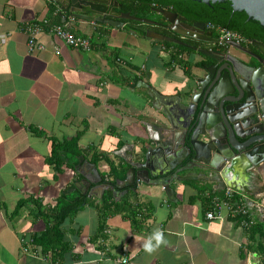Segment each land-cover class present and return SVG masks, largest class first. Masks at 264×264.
Segmentation results:
<instances>
[{"label":"crops","instance_id":"obj_1","mask_svg":"<svg viewBox=\"0 0 264 264\" xmlns=\"http://www.w3.org/2000/svg\"><path fill=\"white\" fill-rule=\"evenodd\" d=\"M59 12L50 0H0V264H125L124 256L126 264H264V240L258 243L255 235L259 211L249 205L256 221L249 227L226 206L221 218H207L222 188L205 181L199 169L177 174L187 179L171 182L173 198L154 182L167 173H153L151 183L130 182V155L144 158L163 119L149 87L183 96L207 61L194 50L140 35L148 24L63 23ZM42 19L87 38L89 49L66 45L45 29L37 36L44 49L29 50L23 26ZM75 138L82 156L73 168L63 165L56 172L47 158L55 145L67 150L64 142ZM93 156L101 160L95 164ZM104 158L124 168L114 186L101 181L110 169ZM256 180V189L243 192L259 204L264 182ZM73 182L88 200L62 223L58 250L44 253L30 236L45 231V221L32 220L25 209L15 214L16 205L32 198L54 206ZM107 191L112 207L127 197L133 213L106 214L100 231L97 207ZM157 231L163 242L151 239L148 251L145 245Z\"/></svg>","mask_w":264,"mask_h":264},{"label":"water","instance_id":"obj_2","mask_svg":"<svg viewBox=\"0 0 264 264\" xmlns=\"http://www.w3.org/2000/svg\"><path fill=\"white\" fill-rule=\"evenodd\" d=\"M50 1L59 7L63 23L71 18L122 27L123 22L119 19H126L161 26L156 20L122 12L118 9V0ZM199 1L206 4L230 1L233 11H245L249 18L264 26V0ZM157 12L169 24L183 20L171 11L157 9ZM181 24L202 33L197 23ZM145 36L157 42L167 41L190 48L215 63L200 68L201 74L184 89L183 96H165L148 86V94L160 103L157 107L163 119H158L159 137L153 139L154 146L146 145L144 158L135 161V156L130 155V182L134 183L136 179L135 183H151L153 173L157 172L159 176L167 173L166 177L154 182L173 198L171 182L187 179L177 174L197 168L202 171L200 174L205 181L215 182L222 189L232 187L242 192L256 189V179L264 182V169L259 170L264 164V57L231 41L226 43V52H217L196 48L153 30H147ZM255 45L264 53V44L255 42ZM232 49L245 53L247 58ZM174 147L176 151H171ZM258 190V194H262V188ZM262 197L259 204L252 198L247 202L250 208L257 206L264 223V194Z\"/></svg>","mask_w":264,"mask_h":264},{"label":"trees","instance_id":"obj_3","mask_svg":"<svg viewBox=\"0 0 264 264\" xmlns=\"http://www.w3.org/2000/svg\"><path fill=\"white\" fill-rule=\"evenodd\" d=\"M122 1V12L130 13L133 16L147 18V19H157L156 9L161 7H172L176 10L179 7H190L192 14L196 15L199 19L210 22L215 26L224 27L232 31L238 32L244 37L250 40H258L264 43V26L257 20L248 17L245 11H233L230 1L223 2H210L209 4L202 3L200 1L193 0H121ZM182 9V8H181ZM129 22L139 25V22L130 21ZM140 35H145V30L139 29ZM168 46H174L181 51L189 52L191 51L187 47L180 46L171 42H162ZM203 65V64H202ZM69 149L65 150L59 149L62 145H55L51 155L47 158V162L53 166L56 172L61 171L63 165L73 168L74 165L79 161V157L82 156V151H78L77 148V138L70 142H64ZM103 158V157H102ZM101 159L97 156L92 157V161L96 164ZM106 163L109 165V171L103 174L101 181L105 184L115 185V181L120 179L119 170H124L121 165H115L113 162L104 158ZM126 169V168H125ZM250 192V191H245ZM215 193L220 196L224 194V189H221ZM237 195L234 198L237 199ZM88 200L87 195L83 194L81 190L76 188L75 182L70 184L65 189L61 190L60 195L56 199L54 206H44L39 199H21L14 211L18 214L21 210H28V214L35 219H43L46 224V229L39 235H32L30 238L32 242L40 244L45 251L44 253L50 251L51 249L58 250L59 243L62 240L63 232L61 230V225L70 216L79 211L84 203ZM101 205L97 207L100 213V227L99 230L104 229V222L107 216L114 214L116 212H128L133 213L130 209L133 205L124 197L122 201L113 207L111 206V193L107 191L102 196L100 201ZM105 214V215H102ZM135 214H133V217ZM256 227V239L258 243L264 240V229L263 222H258ZM263 248V247H262ZM48 250V251H47ZM264 251V249H262Z\"/></svg>","mask_w":264,"mask_h":264},{"label":"built area","instance_id":"obj_4","mask_svg":"<svg viewBox=\"0 0 264 264\" xmlns=\"http://www.w3.org/2000/svg\"><path fill=\"white\" fill-rule=\"evenodd\" d=\"M24 31L28 36V47L29 50L44 49V45L38 41L37 36L45 31L56 37L57 39L64 42L66 45H69L78 49H89L90 43L89 40L85 37L77 36L74 33L68 31L62 24H51L48 19H42L34 22L25 23ZM219 34V37L222 42H234L236 44H247L249 39L244 37L238 32L232 31L230 29L214 26ZM3 36L0 35V50L2 46ZM60 51L57 50L56 53ZM234 195H237V199L234 198ZM248 197L242 191H239L232 187L224 188V194L222 196L217 195L213 198V209L209 211L206 216L209 219L221 218V206H226L230 216L237 218L238 223L243 227H249L256 223L255 219L251 215V209L248 204ZM256 210L259 209L254 207ZM27 244V242L23 243ZM24 252L31 253L29 247L23 248ZM123 263H128V257H123L121 259Z\"/></svg>","mask_w":264,"mask_h":264},{"label":"flooded vegetation","instance_id":"obj_5","mask_svg":"<svg viewBox=\"0 0 264 264\" xmlns=\"http://www.w3.org/2000/svg\"><path fill=\"white\" fill-rule=\"evenodd\" d=\"M193 1H196V0H193ZM197 1H199V0H197ZM118 2L120 4L118 9L121 10L122 1L118 0ZM181 8L179 7L178 10H176L172 7L157 8V9H164L167 11H171L172 13H176L179 17L183 18V20H180V21L175 20V22L173 24H169L167 22V20L164 19L163 15L156 12L157 19H152V20H156L157 22L161 23V26H158V25H153V26L151 25L150 26V24H148L149 27L147 29H145V33L147 30H153V31H157V32H159L165 36H169L172 38L182 40V41L186 42L187 44L194 46L196 48L208 49V50L217 51V52H226V50H227L226 43L221 41L217 30L215 28H213L215 25H213L210 22H206L205 20L199 19L196 15H193L192 14L193 12H192L190 7L185 6V7H181ZM157 9H156V11H157ZM119 20L128 21L126 19H119ZM181 22H184L185 24H187L189 26L197 23L199 25V27L202 28V33H196L195 31L189 30L184 25H182ZM152 27H154V28H152ZM178 32L185 34L186 36L180 35ZM191 36H193V37H191ZM196 36H198L200 38L210 39L212 41L209 42V41H205L202 39H197ZM216 40H218L219 42H215ZM249 41L250 42L247 44L243 43V44H238V45H241L242 47L247 49L249 52H252V53H255V54H258V55L264 57L263 51L260 49V47L255 45V42H260L262 44H264V43L262 41H258V40H250L249 39ZM165 42H167V41H165ZM231 51L234 53L238 52L241 57H244L245 59L247 58L246 54L243 52L237 51L235 49H232ZM199 55L201 56V58H203V60L207 61V63H208V64H204L202 66H209V65L215 63L214 60L208 58L207 56H205L203 54H199Z\"/></svg>","mask_w":264,"mask_h":264},{"label":"clouds","instance_id":"obj_6","mask_svg":"<svg viewBox=\"0 0 264 264\" xmlns=\"http://www.w3.org/2000/svg\"><path fill=\"white\" fill-rule=\"evenodd\" d=\"M151 239H155L157 241V244H159L160 242H163V233L160 231H157L153 234V237L150 238L149 243L145 245L146 249L148 251H152L153 250V245L151 244Z\"/></svg>","mask_w":264,"mask_h":264}]
</instances>
